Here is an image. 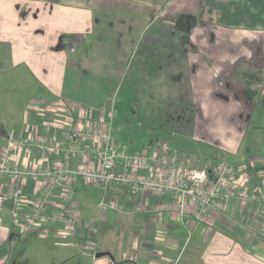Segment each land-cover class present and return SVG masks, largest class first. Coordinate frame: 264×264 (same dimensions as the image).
I'll return each mask as SVG.
<instances>
[{
    "label": "crops",
    "instance_id": "0c3cea01",
    "mask_svg": "<svg viewBox=\"0 0 264 264\" xmlns=\"http://www.w3.org/2000/svg\"><path fill=\"white\" fill-rule=\"evenodd\" d=\"M74 125L109 126L131 156L166 143L198 162L222 159L258 199L194 222L156 210L171 195L92 186L102 192L90 215L75 199L88 186L65 180L29 235L6 203L0 264H264V0H0V146L27 136L89 146L70 140ZM11 163L41 160L22 151ZM22 188L40 196L30 179ZM12 190L0 178V194ZM111 199L118 209L100 207Z\"/></svg>",
    "mask_w": 264,
    "mask_h": 264
},
{
    "label": "built area",
    "instance_id": "2783aa9c",
    "mask_svg": "<svg viewBox=\"0 0 264 264\" xmlns=\"http://www.w3.org/2000/svg\"><path fill=\"white\" fill-rule=\"evenodd\" d=\"M69 138L88 141L89 146L66 148L60 140L45 141L31 136L8 137L0 146V178L7 176L13 183L11 194H0V211L7 202L11 203L10 216L13 224L19 225L21 236L33 233L38 224L46 222V208L55 190L65 180L74 178L81 179L85 186H99L104 190L122 187L132 195H171L174 202L160 204L156 210L194 222H203L219 204L232 199L245 203L258 199L256 192L245 186L246 179L219 158L193 163L192 158L184 160L166 143H158V150L152 155H127L112 138L109 126L100 130L74 125ZM22 151H35L40 155V165L21 167L11 163ZM60 152H64V160L55 161ZM72 159L78 161L74 169L69 165ZM28 179L37 183L38 198L25 195L22 185ZM24 205L28 207L27 215L22 213ZM99 205L112 210L119 208L115 199L103 200ZM21 215L24 219L20 223ZM56 218L68 228L75 225L71 217Z\"/></svg>",
    "mask_w": 264,
    "mask_h": 264
},
{
    "label": "rangeland",
    "instance_id": "374dc122",
    "mask_svg": "<svg viewBox=\"0 0 264 264\" xmlns=\"http://www.w3.org/2000/svg\"><path fill=\"white\" fill-rule=\"evenodd\" d=\"M264 131V126H263ZM116 138V137H115ZM117 140H120V142H124L123 139L116 138ZM181 157L186 160L187 158H192L193 163H196V155L188 153V152H181ZM101 192L102 190L96 187L88 186L86 188H83V190H79L78 194L75 196V199L80 202V205L82 204L84 207V210L82 209L83 214H86L87 211H89V214L92 215L94 210L97 209V204L99 203V200L101 198ZM85 211V212H84Z\"/></svg>",
    "mask_w": 264,
    "mask_h": 264
},
{
    "label": "trees",
    "instance_id": "16d2710c",
    "mask_svg": "<svg viewBox=\"0 0 264 264\" xmlns=\"http://www.w3.org/2000/svg\"><path fill=\"white\" fill-rule=\"evenodd\" d=\"M177 20V19H175ZM181 42L184 44V45H187L188 42H189V36L187 33L183 34L182 35V38H181ZM21 241H18V244H20ZM128 262H124V263H120V264H127Z\"/></svg>",
    "mask_w": 264,
    "mask_h": 264
},
{
    "label": "water",
    "instance_id": "95a60500",
    "mask_svg": "<svg viewBox=\"0 0 264 264\" xmlns=\"http://www.w3.org/2000/svg\"><path fill=\"white\" fill-rule=\"evenodd\" d=\"M103 256H107V257H109V258L112 260V256H111V254L106 253V252L98 253V254L96 255V258L103 257Z\"/></svg>",
    "mask_w": 264,
    "mask_h": 264
}]
</instances>
